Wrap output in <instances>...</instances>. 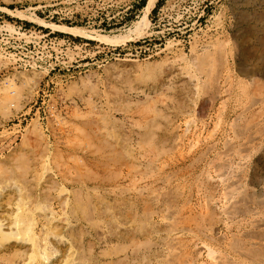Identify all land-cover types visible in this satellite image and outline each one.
Returning <instances> with one entry per match:
<instances>
[{
  "label": "rangeland",
  "instance_id": "374dc122",
  "mask_svg": "<svg viewBox=\"0 0 264 264\" xmlns=\"http://www.w3.org/2000/svg\"><path fill=\"white\" fill-rule=\"evenodd\" d=\"M146 1L147 0H145V3ZM139 3L140 0H0V89L2 90L5 85H8L7 80L12 79L15 83V87L18 90V95L21 94V97H19V101L17 102L19 110L16 109V113L14 110L15 108L11 107V112L7 116L5 115V117L2 118V112H0V169L5 167L9 162L12 163L20 154H29L27 149H22L19 146L21 143L20 141L23 139L22 137H24L27 131L31 130V128L33 129L35 127V135L37 134L39 136H42V138L45 140L43 141H47L48 143L47 150L45 151V163H38V165L36 166V170L38 173L37 176L38 180L41 182V186H39L38 191L36 190L32 192L34 196L31 195L32 197H30L33 203L29 204V210L32 211L34 217V233L39 239H42L43 237L46 238L45 243H47V248L45 250L46 259L37 260L34 264H72V262H74V264H99L100 261L103 262H100L101 264H136V262L138 261V264H141V257H143V259L145 258V260H142V264H148L146 263L147 260H149L150 264H166V262H169L168 264H178L179 262L180 264V261L177 262L176 260L178 258H174L177 263H175V260H173L172 257V260H169L170 256H172V250L173 252H175L174 255L176 256H180L179 253L183 252V255L181 254L182 260L185 261L186 257L187 260L185 262L187 264H264V109H262L264 108V94H260L262 95V98H260L259 94V97L257 98L255 97L256 95H252V98L249 97L251 96L250 93H257L254 90L251 91L253 87L249 84L248 80L245 77H243L242 79V77L238 73V70H245L248 68H256L259 71H264V0H156L155 6L145 19L144 31L138 33L135 32V35L134 32V34L132 33V29H134L135 22L140 19L143 10L142 7L139 12L136 11V6ZM15 11L22 12L24 16L16 15ZM38 18L43 20L46 24L65 25L68 27L83 29L86 32L87 36H72L66 33L53 31L50 28H46L34 22V20ZM98 36H107L111 38L118 36L119 39L103 41L99 40ZM221 43L223 44V47L221 48L222 51L224 49L223 55L218 46V44L220 45ZM217 50H219V52H217ZM204 61L207 64L203 63ZM220 61L222 66L219 65ZM201 63L202 66L198 65ZM204 64H206V66ZM197 65L199 66V69L197 68ZM210 65L214 67H211L213 70H210ZM200 69H202L204 72ZM213 72L217 73L214 75ZM24 73L27 74L25 75L27 77H33L34 73L40 74L39 79L37 80V88L35 87L33 95H31V97H28V95H26L28 94V88L26 86H23V82L19 78V75H24ZM172 73L175 74V76L172 75ZM206 73L207 75H205ZM209 73H211L212 76ZM187 76H194L195 78H190H193L195 83L193 81L190 85V78H188ZM213 76H216L214 77V80L216 79L215 81L213 80ZM256 77L260 79V81H264V76ZM211 81L213 84L211 83ZM181 82L183 84H181ZM206 82H208L207 85L209 86H206L208 87L206 88L208 89L207 91L204 86L206 85ZM193 86L197 87L196 90L194 89L196 93H194V90L192 89ZM239 86L244 91L239 90L241 89L239 88ZM1 90L0 101L4 96V92ZM209 90L211 91V93ZM245 91L248 92L246 93ZM180 93H182L183 95H181ZM189 93L191 94V96ZM202 95L206 99L203 98ZM208 96L210 98H208ZM190 98H192V100ZM192 101L194 104L192 103ZM199 101H202L203 103H200ZM209 101L212 102L210 103ZM247 101H249V103ZM246 103L247 105H245ZM179 105L180 107L182 105V107L180 108ZM183 106H185L186 109ZM189 106L192 108H188ZM3 107L4 105L0 106V111L3 109ZM242 107L245 111H242ZM153 109L156 112L153 111ZM255 111H259V114ZM260 113H263L262 116ZM252 116L254 119L256 117L258 118L254 121ZM94 120H97L101 124L97 123V121ZM152 120L154 122H152ZM249 121L253 123L251 124ZM85 122H95V124L100 127L101 125L102 127L106 126V128L104 129L107 132L114 131L113 135L115 137L113 138L118 141V144L120 142L119 150H116V153L120 154H118V158L116 157L117 154L112 153L113 151L109 150L112 154L109 153L108 149L106 148L107 146L104 148V151L102 153L101 149L103 148V144L98 143V145H96L97 141H94V139L91 140L92 143L90 142V145L92 148L94 147V145L98 146L93 148L94 150L98 148L97 150H95L96 155H94L93 153L94 150L90 149L91 147L89 144V147H87V149L89 148V150H87L88 152H71L73 150L72 148L68 147L67 149V145L70 146L67 140L73 141V135H71L70 132L75 130V127L83 128L81 125L85 124ZM150 123L154 124L155 127L151 125L152 129L150 130L152 131L154 128V132L152 131L148 135V132L150 131L148 129ZM145 125L146 129L143 127ZM239 128L242 129L241 132H239ZM172 129L174 130V132ZM236 129L238 130V135L240 136L237 135L238 132ZM260 130L263 132V135ZM157 131H159V133H157ZM168 131L174 134L171 135V133H169V136H167L166 133H168ZM233 131L236 132V134L234 133L235 135L233 134ZM177 132L178 135H176ZM73 133L74 132H72V134ZM246 133H249V135L251 136L247 135ZM254 133L257 137L253 136ZM258 135H260L262 138ZM233 136H235V138ZM70 137H72V139ZM148 137L149 139H147ZM174 137L178 138L176 139ZM74 138H77V136H74ZM80 138L81 137H79L78 140ZM156 138L157 141L155 140ZM180 138H182V141ZM227 138L230 140H228ZM244 138L246 139L244 140ZM163 139L166 141H164ZM179 139L181 141L180 143ZM241 139L243 141H241ZM253 139L254 141H252ZM154 140L155 142H153ZM234 140L236 143H234ZM162 142H165V144ZM225 143H227L226 146ZM240 143L243 144L241 145ZM248 143L255 146H251V148ZM259 143H261V146L259 145ZM121 144H125L123 146L124 148L121 147ZM155 144L158 147H155ZM160 144L161 146H159ZM164 145L167 147H164ZM191 145L193 147L189 148V146ZM174 146H176L177 149H174ZM240 146L241 150L239 151ZM243 146L245 148H243ZM99 147L102 148L100 149ZM125 147L127 148V150ZM154 147L157 148L158 151V157L156 156L157 158H155L154 156L157 155V151H155L156 149ZM160 147H163V149L160 150ZM231 148H234V152L231 150ZM223 149L229 152L224 151ZM236 150H238L239 153ZM252 150L254 153L252 152ZM130 152L132 153V155H129ZM155 152L156 154H153ZM219 152L222 153V155ZM230 152L233 154H231ZM72 153L74 155V158L78 156L76 158L78 159V164L82 162L80 163V165H84L83 168L81 167L82 165L79 166L80 168L74 165L71 159V157L73 156L68 155ZM101 153L104 155H102ZM105 153L107 154V156ZM245 153H248L247 156L245 155ZM126 154L127 156H129L127 157ZM217 154H220V156H218ZM224 154L227 155H225L224 157ZM180 155H182L183 157ZM199 155L201 156L199 157ZM130 156L133 157L134 160L132 158L130 159ZM226 156H228V158ZM80 157L88 158H83V160H85L84 162L82 158L80 159ZM154 158L155 160H157L154 161ZM232 158L234 159L233 162L231 161ZM185 159L186 161H184ZM211 159L213 161H211ZM126 160H128V162H126ZM214 160H216V162ZM109 161L112 163V165H114L113 163H116V166H112ZM122 161H124L123 164H121ZM223 161L225 164H223ZM107 162L108 166H106ZM152 162L154 163V165ZM103 163H105V165ZM126 164L129 166V168V164H131L134 170L135 168H137V170L139 171H137L134 175L133 173L136 170H132L131 167L130 169L128 168L130 170L129 172H134H131L132 174L127 172L128 170H126L127 168H125L127 166ZM147 164L151 168L148 167ZM226 164L227 166H230L227 167ZM103 165L105 167H103ZM163 166L164 168L162 169ZM85 167L88 170H86L87 173L89 172L92 174V172H94L95 174H97L99 172L97 176L99 175V177L102 179H98L96 175V177L92 178V176H94V173L92 175L89 174L90 177L87 174L88 178L85 177ZM147 167L148 169H150L147 170ZM218 167H220V169ZM224 167L225 171L222 170V168ZM70 168L74 170H71ZM97 168L99 171H97ZM187 168L191 169L189 170ZM227 168L229 169V171ZM89 169L92 170V172H90ZM158 169H160V171H158ZM78 171H81L80 173L82 175L78 173ZM226 171L229 172L230 175ZM47 172H50L52 176L54 175V182H45L44 177L45 175H47ZM100 172H102V174ZM104 172H106V174H104ZM151 172L153 173L155 178L153 177ZM138 173H142V175H139ZM235 173L237 176H235ZM83 174L85 176H83ZM149 174L151 175V177ZM172 174H174V176ZM75 175L82 178H77ZM220 175L223 177H221ZM224 175L227 178H224ZM243 175L247 178L245 179ZM157 176L159 177L157 178ZM40 177L42 180L40 179ZM83 177L87 179H84ZM109 177L111 179L110 183H105L106 179ZM114 177H118V180H115L116 178ZM169 177L171 179H168ZM242 177H244V179H242L241 181L240 179ZM122 178H124V180H122ZM134 178L136 179L133 180ZM79 179H83L82 181H84L85 183L83 182L82 184V181H79ZM113 179L115 182L113 181ZM138 179L142 181L140 182V180L138 181ZM166 179L169 180L167 182L169 186L166 183ZM218 179H220L221 182H219ZM107 180L109 181V179ZM136 181L138 184L136 183ZM235 181H238V185L240 184L239 186L241 189H239V187H237L238 189L235 188ZM239 181L242 183H240ZM78 182H80V184ZM250 182L253 183L251 184ZM42 183L45 185H43ZM182 183L185 184L183 185ZM86 184L88 186H86ZM92 184H94V187ZM139 184H141L142 186L146 184V186L144 185L146 188L144 186L142 187L141 185L139 186ZM52 185L54 186L52 187ZM83 185L85 186V189ZM97 185L99 186V188ZM110 185H112V187ZM131 185H133L134 187ZM251 185L254 186L251 187ZM138 186L140 187V189L138 188ZM147 186H149V188H152V190L156 189V191H154V193H150L149 190H152ZM156 186L160 187L157 189ZM205 186H207V191L205 189ZM213 186H217L218 188L216 187V189ZM173 187H177L178 190ZM211 187L216 190L211 189ZM221 187L225 190L223 191ZM59 188L65 189V191H69L71 193V195L69 196L70 200H72V192L76 191L82 199L81 201L84 205L83 208L87 206L85 209L86 212L84 213L83 217L86 218V216L90 212H92V214L88 215V218L84 220L83 217H80L83 215H81L80 212L74 213L77 218L72 213L74 211L68 209L64 212L60 207L59 201L56 199V192ZM111 188L116 189L112 190ZM126 188H128V192L123 191L126 190ZM137 188L140 191H138ZM141 188L142 190H144L145 188L146 191H141ZM226 188H230V195L228 194L229 192L226 193V191H228L226 190ZM253 188L256 192H254V194L252 195V191H254ZM47 189H50V191L48 190L45 193V190ZM96 189H99V195H96L98 197L95 196V194L97 193ZM118 189H121L122 191H118ZM163 189L165 190L163 191ZM174 189L176 192L174 191ZM209 189L211 190L209 191ZM232 189H236L235 191L233 190L234 193L231 192ZM79 190L81 191L79 192ZM179 190L181 194L177 193ZM245 190L247 191V193ZM110 191L113 192L111 193ZM165 191H168L170 194L167 193L166 195ZM209 192L210 195L208 196ZM222 192L228 195V197H226L227 195L225 194L226 200H224L225 198ZM119 193L121 194L119 195ZM174 193H176V195L178 194V196L175 195L177 199L174 197ZM140 194L142 195V197H140ZM150 194L152 196H154L155 194H161L160 196L163 197L164 195L165 198L163 197L159 201H154L150 198ZM179 194L181 195V197ZM242 194L244 196H242ZM86 195H88V197ZM145 195L149 197H146ZM170 195L174 197L171 201H169L170 199H172ZM48 196H50L51 200L48 199ZM99 196L101 198L103 197L104 199H101ZM121 196L123 198L125 196V198L123 199ZM143 196H145L146 198ZM169 196L171 198H169ZM207 196L210 198V200H208L209 198L206 199ZM231 196L234 197L232 198ZM254 196L257 198H255ZM111 197L118 202L114 201V199H112ZM138 197H140V199ZM9 198H11V200L13 199V196L9 193V191L2 190V192H0V222H6L9 218V216H6H11V214H13L11 212L16 207V202L14 201L11 205H7L6 202L10 200ZM44 198L45 200H43ZM84 198L87 201H85ZM99 198L102 201L100 202L101 204L97 203L100 200ZM243 198H246V201L242 200ZM34 199L35 201H33ZM96 199L98 200L97 202ZM178 199H181L180 202ZM205 199L208 201V206ZM247 199L252 202H248ZM88 200L90 201V205L92 204L90 206L92 208L87 205V203L89 202ZM107 200L109 204H106ZM112 200L113 202H111ZM143 200L144 204L142 202ZM164 200H168L169 203ZM260 200H262L261 203ZM119 201L122 202L124 206ZM128 201L129 203H126ZM187 201L189 203H187ZM204 201H206V206H204ZM229 201H231L232 203H229ZM170 202L175 204H171ZM210 202L211 204H209ZM220 202H222L223 204ZM124 203L127 204V206ZM234 203L235 205H233V208H231L230 205ZM37 204L40 206H37ZM96 204H98V206ZM167 204L169 205L168 207ZM188 204H190V206ZM239 204H242V206H240ZM252 204L254 205L253 207ZM256 204H258V207L256 206ZM108 205L110 206L109 208ZM128 205L131 210H129ZM113 206L116 207L117 210L119 209L118 211L115 209L116 214H118L119 211H121V214H118L116 216V214L112 211L114 209ZM144 206H147L148 210L154 209V211H148ZM175 206L176 209L174 210L173 208H175ZM106 207L110 210H108ZM143 207L145 211L144 209H142ZM165 207L167 209H170L172 207L171 209H173V211L171 209L167 210ZM178 207H180V211ZM97 208H100V212H103L100 213ZM183 208L185 213L182 210ZM222 208H224L225 211L224 217V211L222 212V210H220ZM159 209L161 210V212L159 211ZM164 209H166L167 211ZM185 209L190 210L186 211ZM257 209L260 211V213L259 211L257 213ZM47 210L51 212L52 218L54 217V220L64 217L68 222L67 227H59L60 229L57 227L58 230L55 229V231L52 230V232L46 229L48 228V225L46 223V220H44V215H47ZM142 210L144 212L143 214ZM205 210L207 213L204 212ZM210 210L212 211L210 212ZM106 211L108 213H112L118 219L120 218L118 221L120 222L121 220L120 223H126V220L129 221L130 218L133 220V217L135 216L134 213H136V217L134 218V225L138 222L139 219L141 224H139L138 222L134 227L136 228L137 232L139 231L140 233L135 232L134 234L129 233L130 235H128V232H126V230L114 231L110 227V224H108V221L105 220V218L102 217L107 222L109 227L103 222L104 220L101 219V215ZM146 211H148V213ZM164 211L167 212V215ZM152 212H156V214H152ZM188 212L190 217L187 215ZM213 212H219L218 214L216 213L220 220L218 221L219 223L216 222L218 218L214 219L217 216L215 213L214 215H212L213 217L211 216ZM97 214L99 215L97 216ZM139 214L143 215L144 218L146 217L145 221L148 220L147 223H144L145 221L142 219L143 216L141 217V215ZM148 214H150V216ZM184 214H186L185 217ZM162 215H164V217H167L163 218ZM90 216L93 217L90 218ZM205 216H208L207 218H210V220L213 219L211 221H209L208 219L211 224L207 221V218ZM124 217L129 218L125 219ZM138 217L140 218L138 219ZM228 217L230 219H228ZM175 218L176 220H174ZM182 219H187L189 221H181ZM192 219H194L195 221L193 220L192 222ZM199 219L202 222L199 221ZM238 219L240 224L238 222ZM87 221L90 222L88 223ZM212 221H214L213 223L215 224H213ZM91 222H93L92 225L94 224L93 227H89L91 225ZM97 222L99 225L97 224ZM177 223L182 227L180 228V225L178 226ZM194 223L195 225H193ZM88 224L90 225L88 226ZM95 224L98 225V227L101 226L102 228H104V231L108 230V232H110H104L105 236H103V234L99 237V235H97L98 233L95 235L94 233L97 232L95 229ZM138 224L140 226H138ZM170 224L174 225L175 227H169ZM209 224L211 225L209 226L210 228L208 227ZM145 225L147 226V228L149 227L148 230L150 232L146 230L147 228L144 227ZM198 225H200V231L197 229ZM203 225L206 228H202L204 227ZM212 225L214 229L212 228ZM142 226L145 228V230L142 229ZM106 227L110 229H107ZM185 227L189 228L190 230ZM91 228H93V231L91 230ZM156 228H158L159 230ZM169 228H171V230ZM153 229L156 232H154ZM172 229H174L175 231L173 230V232L169 233L163 232L164 230L172 231ZM39 231H41V233ZM142 232H144V235H142ZM160 232L162 234H160ZM112 233H114L115 235L113 236ZM70 234H72V236L74 234V236L71 238ZM76 235H79L80 238ZM165 235L166 237H164ZM1 236L2 235L0 234V264H24L25 259L28 255V251L25 249V244L22 245L23 243L19 240V243L17 244L16 239L12 238L6 240L3 236ZM178 236L179 239L182 238L181 241L177 239ZM216 236H218V239L216 238ZM101 237H104L103 240ZM145 237H147V239ZM172 237L173 239H171ZM130 238L132 239V243L134 244L130 243L131 240H128ZM136 238L139 239V241L136 240ZM150 238L156 240H151ZM166 238L168 241L166 240ZM170 239L172 241H169ZM184 239H187L189 242L185 241ZM75 240L79 242L78 245L77 241L75 242ZM124 242L127 247L125 245H122L124 244ZM135 242H137V244L141 243L142 245H137ZM145 242L148 243V246L147 244H145ZM168 243L170 245H168ZM182 243L183 245H181ZM130 244H132V246L136 245V248H132ZM150 244H154L155 248L154 246H149ZM128 245L130 246L128 247ZM180 245L181 248L179 247ZM76 246H79V249L76 248ZM80 247L83 249V252L81 251ZM146 248H149V251ZM167 248H169L170 250ZM132 249L136 251V254H134V250V253H131ZM161 249L163 251L164 249H167L171 254H168L167 250L163 252ZM175 249L177 250V252ZM15 250H19L21 253L19 251V253H16L17 251ZM68 250H70V252ZM155 252L157 253L155 254ZM198 252H201V254H199ZM158 253H161V255ZM78 254L80 255L78 256ZM195 254H197V256ZM125 255H127V257L122 260ZM145 255L147 256L145 257ZM150 255H152L153 258L150 257ZM198 255L200 256V258ZM212 255L213 257H211ZM165 256L167 257L165 258ZM188 256H190V260L188 259ZM193 256L196 257V259ZM162 257H164L165 262L163 259H161ZM130 258L131 260L133 259V263H130ZM180 258L181 256L179 257V259ZM211 258L217 261H213ZM117 259L120 260L117 261ZM185 262L184 264H186Z\"/></svg>",
  "mask_w": 264,
  "mask_h": 264
},
{
  "label": "bare ground",
  "instance_id": "6f19581e",
  "mask_svg": "<svg viewBox=\"0 0 264 264\" xmlns=\"http://www.w3.org/2000/svg\"><path fill=\"white\" fill-rule=\"evenodd\" d=\"M155 4H156V0H147L146 1V3H145V5H144V7H143V10H142V15H141V17H140V19L137 21V22H135V24H134V29H132L131 31H132V33L134 32H136V33H138V32H141V31H144V22H145V19H146V17H147V15L151 12V10L153 9V7L155 6ZM24 13H25V11H24ZM15 14L16 15H18V16H22L23 14H22V12H19V11H15ZM24 16V15H23ZM34 22H36V23H38V24H40V25H42V26H44V27H46V28H50V29H52L53 31H56V32H61V33H66V34H69V35H72V36H87V34H86V32L83 30V29H80V28H75V27H68V26H65V25H56V24H46L43 20H41V19H35L34 20ZM12 28V27H11ZM12 30V29H11ZM130 31V32H131ZM130 32H129V34H130ZM88 33V32H87ZM133 33V34H134ZM136 33H135V35H136ZM88 37H90V36H88ZM118 37V36H117ZM117 37H107V36H98V39L99 40H103V41H110V40H116V39H119V37L117 38ZM218 46H219V49H220V51L222 52V55H223V51H224V49H223V51H222V47H223V44L221 43L220 45L218 44ZM217 52H219V50H217ZM220 52V53H221ZM221 55V54H220ZM219 55V56H220ZM221 57V56H220ZM202 59V58H201ZM200 59V60H201ZM199 60V59H198ZM205 60V59H204ZM211 60V59H210ZM213 61V60H212ZM198 62H201V61H198ZM216 62V61H215ZM225 62V61H224ZM203 63H206L205 61L203 62ZM214 63V62H213ZM212 63V64H213ZM219 63V62H218ZM207 64V63H206ZM206 64H204L205 66H206ZM198 65H201L202 66V63L201 64H198ZM197 65V66H198ZM218 65V64H217ZM219 65H221V61H220V64ZM225 65V64H224ZM155 66V65H154ZM216 66V65H215ZM222 66V65H221ZM150 67V66H149ZM204 67V66H203ZM203 67H202V69H203ZM212 66L210 65V70H213L212 68H214V67H212ZM152 68V67H151ZM198 69H199V66L197 67ZM202 69H200V70H202ZM209 69V68H208ZM167 70V69H166ZM172 70V69H171ZM175 70V69H174ZM221 70V69H220ZM150 71V70H149ZM203 71V70H202ZM208 71V70H207ZM216 71V70H215ZM155 72V71H154ZM172 72V71H171ZM204 72V71H203ZM200 73V72H199ZM217 73V72H216ZM216 73H214L213 72V74L215 75ZM238 73H239V75L242 77V79H243V77H245L247 80H248V82H249V84L253 87V89L251 90V91H255L257 94H254V92L251 94L250 93V95L251 96H249V97H251L252 98V95H256L255 97L257 98V97H259L260 96V98H262L261 96L262 95H260L261 93H263L264 94V81H260V79H258L256 76H264V71H259V70H257L256 68H248V69H245V70H238ZM179 74V73H178ZM181 74V73H180ZM202 74V73H201ZM210 75H211V73H209ZM25 75H27V74H25L24 73V75L23 74H21V75H19V78L21 79V81L23 82V86L25 87H27L28 88V94H26V95H28V97H31V95H33V91H34V89H35V87H36V85H37V80L39 79V76H40V74H38V73H34V75H33V77H27V76H25ZM172 75H174L175 76V74H173L172 73ZM171 75V76H172ZM200 75V74H199ZM205 75H207V73L205 74ZM219 75V74H218ZM150 76V75H149ZM152 76V75H151ZM182 76H183V74H182ZM198 76V75H197ZM197 76H196V78H197ZM209 76V75H208ZM212 76V75H211ZM228 76V75H227ZM188 77V76H187ZM187 77H185V78H187ZM190 77H193V78H195L194 76H189L188 78H190ZM214 77H216V76H213V80H214ZM14 78V77H13ZM41 78V77H40ZM193 78H190L189 79V83H190V85H191V83L194 81V79ZM207 79H209V78H207ZM200 80V79H199ZM216 80V79H215ZM214 80V81H215ZM8 81V82H7ZM6 82L8 83V85L6 86H4V88L1 90V91H3L4 92V96H3V98H2V100L0 101V106H3L4 105V107H3V109L0 111V112H2L1 113V115L3 116L2 118H4L5 117V115L7 116L11 111V107L12 108H15L14 110H15V113H16V109H18V101H19V97H21L20 95H18V90H17V88L15 87V83L13 82V80L12 79H10V80H7ZM181 81V80H180ZM187 81V80H186ZM217 81H218V79H217ZM204 82V81H203ZM231 82V81H230ZM240 82H243V81H240ZM245 82V81H244ZM194 83H195V81H194ZM207 83L208 82H206V85H204L205 86V89L206 88H208L209 86L207 85ZM211 83H212V81H211ZM74 84V83H73ZM181 84H183L182 82H181ZM199 84V83H198ZM201 84V83H200ZM213 84V83H212ZM215 84H217V83H215ZM186 85V84H185ZM203 85V84H202ZM244 85V84H243ZM248 85V84H247ZM73 86V85H72ZM187 86V85H186ZM196 86H198V85H196ZM192 87V89L194 90H196V88L197 87ZM201 86V85H200ZM203 86V87H204ZM206 86H208V87H206ZM218 86V85H217ZM211 87V86H210ZM212 87H213V85H212ZM37 88V87H36ZM182 88V87H181ZM239 88H241L240 86H239ZM248 88H249V86H248ZM247 88V89H248ZM183 89V88H182ZM187 89V88H186ZM189 89H190V87H189ZM200 89H202V88H200ZM204 89V88H203ZM204 89V90H205ZM213 89V88H212ZM214 89H216V88H214ZM218 89V88H217ZM228 89V88H227ZM231 89V88H230ZM246 89V88H245ZM22 90V89H21ZM20 90V91H21ZM181 90V89H180ZM194 90V93H196V91ZM208 89H206V91H207ZM239 90H241V91H244L242 88L241 89H239ZM249 90V89H248ZM19 91V92H20ZM201 91V90H200ZM206 91H204V92H206ZM210 91V90H209ZM218 91V90H217ZM36 92V91H35ZM188 92H189V90H188ZM203 92V93H204ZM246 93L248 92V91H245ZM24 93V92H23ZM185 93V92H184ZM191 93V92H190ZM189 93V94H190ZM194 93H192V94H194ZM203 93H201V94H203ZM210 93H211V91H210ZM238 93V92H237ZM244 93V92H243ZM181 95H183L182 93H180ZM241 94V93H240ZM258 94H259V96H258ZM180 95V96H181ZM204 95V94H203ZM203 95H202V97H203ZM239 95V94H238ZM243 95V94H242ZM186 96V95H185ZM190 96H191V94H190ZM195 96V95H194ZM204 96H206V95H204ZM211 96V95H210ZM217 96V95H216ZM182 97V96H181ZM189 97V96H188ZM196 97H197V95H196ZM214 97V96H213ZM183 98H185V97H183ZM195 98V97H194ZM203 98H205V97H203ZM208 98H210L209 96H208ZM21 99V98H20ZM187 99V98H186ZM191 100H192V98H190ZM206 99V98H205ZM237 99V98H236ZM247 99V98H246ZM250 99V98H249ZM255 99V98H254ZM259 99V98H258ZM181 100V99H180ZM184 100V99H183ZM182 100V101H183ZM209 100V99H208ZM210 100H213V99H210ZM248 100V99H247ZM256 100V99H255ZM181 101V102H182ZM189 101V100H188ZM195 101V100H194ZM197 101H198V99H197ZM203 101V100H202ZM202 101H199L200 103L202 102ZM208 102V101H207ZM206 102V103H207ZM210 102V101H209ZM212 102V101H211ZM210 102V103H211ZM246 102V101H245ZM248 103H249V101H247ZM183 103V102H182ZM192 103H193V101H192ZM203 103V102H202ZM250 103H251V101H250ZM253 103V102H252ZM188 104V103H187ZM189 104H190V102H189ZM194 104V103H193ZM198 104V103H197ZM192 105V104H191ZM205 105V104H204ZM245 105H247V103L245 104ZM264 105V104H263ZM21 106V105H20ZM194 106V105H193ZM179 107H180V105H179ZM181 107H182V105H181ZM180 107V108H181ZM185 109H186V107L185 106H183ZM249 107V106H248ZM263 107V106H262ZM21 108V107H20ZM188 108H192V107H188ZM22 109V108H21ZM183 109V108H182ZM262 109H264V108H262ZM19 110V109H18ZM205 110V109H204ZM244 110V108L242 107V111ZM153 111H155L154 109H153ZM245 111V110H244ZM156 112V111H155ZM254 112V111H253ZM255 112H257V111H255ZM259 112V111H258ZM257 112V113H258ZM263 112V111H262ZM240 113V112H239ZM238 113V114H239ZM251 113V112H250ZM264 113V112H263ZM262 113V114H263ZM182 114V113H181ZM253 114H255V113H253ZM259 114V113H258ZM261 114V113H260ZM262 114H261V116H262ZM235 115V114H234ZM241 116V115H240ZM240 116H239V118H240ZM248 116V115H247ZM247 116H245V117H247ZM243 118V117H242ZM252 118H253V116H252ZM258 117H256L255 119L253 118V120L255 121L256 119H257ZM237 119V118H236ZM249 120H252V119H249ZM259 120V119H258ZM94 121H97V120H94ZM232 121V120H231ZM236 121V120H235ZM92 122H93V120H92ZM92 122H85V124H83V125H81L83 128H80V127H75V130H73V131H69L70 132V134L71 135H73V139H72V137H70L73 141H69V140H67V139H65V140H67L68 141V143L70 144V146H68L67 145V149H68V147H70V148H72L73 150L71 151V152H86L87 150H89V148L87 149V147H89V145H90V142H91V140H93L94 139V141H97V144L96 145H98V143H102L103 144V148L102 147H99L100 149H101V152L103 153V151H104V148L106 147L107 149H108V151L110 150V151H113L112 153H114V154H117L116 155V157L118 156V154L119 153H116L118 150H119V144H120V142H119V144H118V141L115 139V138H113V137H115L114 135H113V133H114V131L113 132H107L104 128H106V126L105 127H102V125H101V127L100 126H98L97 124H95V122L94 123H92ZM152 122H154L153 120H152ZM250 122V121H249ZM259 122V121H258ZM261 122V121H260ZM87 123V124H86ZM97 123H100V122H98L97 121ZM147 123H149V122H147ZM172 123V122H171ZM233 123V122H232ZM246 123H248V122H246ZM251 123V122H250ZM249 123V124H250ZM253 123V122H252ZM251 123V124H252ZM255 123V122H254ZM101 124V123H100ZM258 124V123H257ZM85 125V126H84ZM147 125H149V124H147ZM151 125H153V127H155V125L154 124H151L150 123V126L148 127V129L150 130V129H152V126ZM160 125V124H159ZM33 126V125H32ZM168 126V125H167ZM175 126V125H174ZM174 126H173V128H174ZM239 126V125H238ZM250 126V125H249ZM248 126V127H249ZM107 127H109V126H107ZM145 129H146V125L145 126H143ZM151 127V128H150ZM156 127H157V125H156ZM234 127H235V125H234ZM234 127H233V129H234ZM253 127V126H252ZM143 128V129H144ZM189 128V127H188ZM241 128V127H240ZM239 128V129H240ZM258 128H259V126H258ZM34 129H35V127L32 129L31 128V130H28L27 131V133L25 134V136L24 137H22L23 139L20 141L21 143H20V148H22V149H27L28 150V152H29V154H20L14 161L13 160H11V161H13L12 163L11 162H9L5 167H3L2 169H0V192H2V190L4 191V190H7V191H9V193L13 196V199L11 200V198H9L8 200V202H6L7 203V205H11L12 203H13V201L14 202H16V207L14 208V210L11 212V213H13V214H11V216L10 215H7L6 217H8L9 216V218L7 219V221L6 222H0V234L4 237V239H12V238H14V239H16L17 241V244L19 243V241L20 242H22L23 244L22 245H24L25 244V249L28 251V255H27V257H26V259H25V263L24 264H34L37 260H44V259H46L45 258V250H46V248H47V243H45V239L46 238H42V239H39V238H37V236L35 235V233H34V226H35V223H34V217H33V213H32V211H30L29 210V204H32L33 202H32V200H31V195H33V191H38V188H39V186H41V182L38 180V176H37V170H36V166L38 165V163H45V161H46V154H45V151L47 150V145H48V143H47V141L46 142H44L45 140L42 138V136H39V135H35V131H34ZM142 129V130H143ZM144 129V130H145ZM147 129V130H148ZM166 129V128H165ZM186 129V128H185ZM185 129H184V131H185ZM246 129V128H245ZM245 129H244V132H245ZM252 129H254V128H252ZM264 129V128H263ZM109 130V129H108ZM173 130V129H172ZM174 130H175V128H174ZM174 130H173V132H174ZM237 130V129H236ZM241 130L242 129H240V131L239 132H241ZM141 131V130H140ZM153 132H154V128H153V130H152ZM151 130L148 132V135H149V133L150 132H152ZM253 131V130H252ZM259 131V130H258ZM264 131V130H263ZM72 132H74L73 134H72ZM237 132H238V130H237ZM239 132L237 133V135L239 134ZM248 132V131H247ZM250 132V131H249ZM257 132V131H256ZM255 132V133H256ZM260 132H262L261 130H260ZM259 132V133H260ZM62 133H64V132H62ZM68 133V132H67ZM111 133V134H110ZM142 133V132H141ZM145 133H147V132H145ZM145 133H144V135H145ZM156 133V132H155ZM154 133V134H155ZM157 133H159V131H157ZM169 133H171V132H169L168 131V133H166L167 134V136H169ZM176 133V132H175ZM236 134V132H234L233 131V134ZM254 133V137L256 136V134ZM258 133V132H257ZM69 134V133H68ZM172 134H174V133H171V135ZM234 134V135H235ZM243 134V133H242ZM241 134V135H242ZM247 134V133H246ZM142 135V134H141ZM156 135V134H155ZM159 135V134H158ZM157 135V136H158ZM176 135H178V132H177V134ZM247 135H249V133L247 134ZM262 135H263V132H262ZM74 136H77V138H74ZM173 136H175V135H173ZM180 136V135H179ZM226 136V135H225ZM238 136H240V135H238ZM243 136V135H242ZM249 136H251V135H249ZM252 136V137H253ZM258 136H260V135H258ZM79 137H81L79 140H78V138ZM153 137V136H152ZM161 137V136H160ZM166 137V136H165ZM165 137H164V139H165ZM171 137V136H170ZM169 137V138H170ZM230 137V136H229ZM234 138H235V136H233ZM252 137H251V139H252ZM257 137V136H256ZM261 137V136H260ZM264 137V136H263ZM145 138V137H144ZM162 138H163V135H162ZM161 138V139H162ZM174 138H178V137H174ZM240 138V137H239ZM262 138V137H261ZM64 139V138H63ZM69 139V138H68ZM147 139H149V137L147 138ZM153 139V138H152ZM163 139V140H164ZM167 139V138H166ZM173 139V138H172ZM181 139V141H182V138H180ZM180 139H179V143L181 142L180 141ZM228 139V138H227ZM236 139H237V137H236ZM246 138H244V140H245ZM44 140V141H43ZM156 141H157V138L155 139ZM155 140L153 141V142H155ZM228 140H230V139H228ZM256 140V139H255ZM100 141V142H99ZM162 141V140H161ZM164 141H166V140H164ZM175 141V140H174ZM174 141H171V142H174ZM196 141H198V140H196ZM206 141V140H205ZM208 141V140H207ZM237 141V140H236ZM241 141H243L242 139H241ZM252 141H254V139L252 140ZM252 141H251V143H252ZM108 142V143H107ZM169 142V141H168ZM221 142V141H220ZM225 142V141H224ZM233 142V141H232ZM231 142V143H232ZM245 142V141H244ZM264 142V141H263ZM92 143V142H91ZM123 143V142H122ZM162 143H164L165 144V142H162ZM199 143V142H198ZM215 143V142H214ZM218 143V142H217ZM223 143V142H222ZM234 143H236L235 142V140H234ZM238 143V142H237ZM250 143V142H249ZM248 143V144H249ZM257 143V142H256ZM66 144H67V142H66ZM89 144V145H88ZM95 144V143H94ZM171 144V143H170ZM173 144V143H172ZM175 144V143H174ZM178 144V143H177ZM197 144V143H196ZM241 144V143H240ZM243 144V143H242ZM241 144V145H242ZM247 144V145H248ZM254 144H255V142H254ZM101 145V144H100ZM99 145V146H100ZM125 145V144H124ZM123 144H121V147L122 148H124L123 146H124ZM212 145H214V144H212ZM219 145V144H218ZM227 145V143H225V146ZM233 145V144H232ZM250 145V144H249ZM259 145L261 146V143H259ZM118 146V147H117ZM127 146V145H126ZM154 146V145H153ZM159 146H161V144L159 145ZM171 146V145H170ZM173 146V145H172ZM177 146V145H176ZM176 146H174L175 148L174 149H177L176 148ZM220 146V145H219ZM238 146V145H237ZM245 146V145H244ZM243 146V148H245ZM251 146H255V145H250V147ZM257 146V145H256ZM90 147H91V145H90ZM94 147H98V146H95L94 145ZM93 147V148H94ZM155 147H158V146H156V144H155ZM154 147V148H155ZM164 147H167V146H165L164 145ZM168 147H169V145H168ZM190 147H193L192 145L191 146H189V148ZM195 147V146H194ZM209 147H211V146H209ZM213 147V146H212ZM19 148V149H20ZM92 147L90 148L91 150L93 149ZM126 148V147H125ZM173 148V147H172ZM216 148V147H215ZM223 148V147H222ZM228 148V147H227ZM243 148H242V150H243ZM247 148H248V146H247ZM252 148V147H251ZM98 149V148H97ZM97 149H95V150H97ZM156 149V150H155ZM154 150L155 151H157V148H155ZM163 149V147L161 148L160 147V150H162ZM165 149V148H164ZM191 149H193V148H191ZM197 149H198V147H197ZM196 149V150H197ZM226 149V148H225ZM229 149H230V147H229ZM228 149V150H229ZM237 149V148H236ZM255 149H256V147H255ZM90 150V151H91ZM94 150V149H93ZM95 150H94V155H96V152H95ZM106 150V149H105ZM117 150V151H116ZM123 150V149H122ZM125 150V149H124ZM126 150H127V148H126ZM190 150V149H189ZM208 150V149H207ZM213 150H214V148H213ZM219 150V149H218ZM224 150V149H223ZM231 150L233 151L234 150V148L232 149L231 148ZM230 150V151H231ZM241 150V146H240V149H239V151ZM258 150V149H257ZM110 151H109V153H110ZM129 151V150H128ZM167 151H168V149H167ZM199 151V150H198ZM224 151H227V150H224ZM231 151V152H232ZM237 152H238V150H236ZM88 152V151H87ZM92 152V151H91ZM120 152H122V151H120ZM161 152V151H160ZM217 152V151H216ZM227 152H229V151H227ZM230 152V153H231ZM234 152V151H233ZM250 152H251V150H250ZM252 152H253V150H252ZM98 153H100V152H98ZM101 153V154H102ZM106 153H107V151H106ZM105 153V154H106ZM108 153V154H109ZM112 153H110V154H112ZM220 153V152H219ZM239 153V152H238ZM237 153V154H238ZM254 153V152H253ZM80 154H83V153H80ZM88 154H92V153H88ZM88 154H86V155H88ZM153 154H156V152L155 153H153ZM195 154V153H194ZM207 154V153H206ZM221 155H222V153H220ZM220 154H217L218 156H220ZM231 154H233V153H231ZM230 154V155H231ZM236 154V153H235ZM248 154V153H247ZM247 154L245 153V155L247 156ZM68 155H72L73 157H71V159H72V161H73V163H74V165L75 166H77L78 168H80L79 166H81L80 165V163H82V162H80L79 164H78V159H76L77 157H75L74 158V155H73V153L72 154H68ZM102 155H104V154H102ZM101 155V156H102ZM120 155V154H119ZM129 155H132V153L130 152V154ZM128 155V156H129ZM203 155V154H202ZM225 155H227V154H224V157H225ZM241 155V154H240ZM244 155V156H245ZM99 156V155H98ZM106 156H107V154H106ZM126 156H127V154H126ZM127 156V157H128ZM155 156V158H157L158 157V151H157V155H154ZM157 156V157H156ZM172 156V155H171ZM180 156H182V155H180ZM186 156V155H185ZM188 156V155H187ZM196 156V155H195ZM201 155H199V157H200ZM210 156V155H209ZM212 156H213V154H212ZM216 156V155H215ZM242 156V155H241ZM241 156H240V158H241ZM252 156V155H251ZM112 157H114V156H112ZM125 157V156H124ZM173 157V156H172ZM183 157V156H182ZM222 157V156H221ZM227 158H228V156H226ZM229 157H231V156H229ZM235 157H236V155H235ZM248 157H250V156H248ZM247 157V158H248ZM82 157H80V159H81ZM84 158V157H83ZM83 158H82V160H83ZM85 158H88V157H85ZM84 158V159H85ZM118 158V157H117ZM130 159L132 158L133 159V157H129ZM155 158H154V161H156L155 160ZM105 159V158H104ZM111 159V158H110ZM114 159V158H113ZM112 159V160H113ZM116 159V158H115ZM182 159V158H181ZM219 159H220V157H219ZM238 159V158H237ZM244 159V158H243ZM82 160H79V161H82ZM100 160V159H99ZM103 160V159H102ZM106 160V159H105ZM107 160H109V159H107ZM117 160V159H116ZM115 160V161H116ZM120 160V159H119ZM134 160V159H133ZM138 160V159H137ZM174 160H175V158H174ZM195 160V159H194ZM197 160V159H196ZM199 160V159H198ZM203 160V159H202ZM217 160V159H216ZM216 160H214L215 162H216ZM229 160V159H228ZM84 162H85V160H83ZM90 161V160H89ZM121 161V160H120ZM132 161V160H131ZM130 161V162H131ZM171 161V160H170ZM177 161V160H176ZM184 161H186V159L184 160ZM193 161V160H192ZM211 161H213L212 159H211ZM218 161V160H217ZM225 161V160H224ZM224 161H223V164H225L224 163ZM232 162L234 161V159L232 158V160H231ZM69 162H71V161H69ZM97 162H99V161H97ZM110 162V161H109ZM126 162H128V160H126ZM133 162H135V161H133ZM196 162V161H195ZM209 162V161H208ZM245 162V161H244ZM111 163V162H110ZM121 163V162H120ZM124 163V161H122V163L121 164H123ZM153 163V162H152ZM177 163V162H176ZM211 163V162H210ZM209 163V164H210ZM242 163V162H241ZM84 164V163H83ZM89 164V163H88ZM94 164V163H93ZM92 164V165H93ZM98 164V163H97ZM104 165H105V163H103ZM115 166H116V163H113ZM132 164H135V163H132ZM149 164V163H148ZM148 164H147V166H148ZM150 164H151V162H150ZM165 164V163H164ZM166 164H167V162H166ZM237 164V163H236ZM95 165V164H94ZM100 165V164H99ZM103 165V167H105ZM111 165H112V163H111ZM114 165H112V166H114ZM118 165H119V163H118ZM127 165V164H126ZM130 165V168L132 167V170H134V168H133V166H131V164H129ZM141 165V164H140ZM153 165H154V163H153ZM163 165V164H162ZM238 165V164H237ZM83 166L84 165H82L81 167L83 168ZM88 166V165H87ZM86 166V167H87ZM91 166V165H90ZM89 166V167H90ZM97 166V165H96ZM95 166V167H96ZM106 166H108V162H107V164H106ZM124 166V165H123ZM145 166V165H144ZM156 166V165H155ZM204 166V165H203ZM212 166H213V164H212ZM217 166V165H216ZM215 166V167H216ZM226 166H227V164H226ZM230 166V165H229ZM229 166H227V167H229ZM86 167H85V171L87 170L86 169ZM88 167V168H89ZM94 167V166H93ZM100 167V166H99ZM140 167V166H139ZM148 167H150V166H148ZM148 167H147V170H149L148 169ZM169 167V166H168ZM223 167V166H222ZM238 167V166H237ZM75 168V167H74ZM101 168V167H100ZM125 168H127L126 170H128L127 172H129L130 170V168H129V166L127 165ZM129 168V169H128ZM160 168H161V166H160ZM164 168V166L162 167V169ZM166 168V167H165ZM186 168V167H185ZM219 169H220V167H218ZM231 168V167H230ZM233 168H234V166H233ZM71 169V168H70ZM107 169H109V168H107ZM161 169V170H162ZM187 169H189V168H187ZM191 169V168H190ZM189 169V170H190ZM219 169H218V171H219ZM225 169V167L224 168H222V170H224ZM228 169V168H227ZM235 169H237V168H235ZM71 170H74V169H71ZM77 170V169H76ZM79 170V169H78ZM84 170V169H83ZM90 170V169H89ZM102 170V169H101ZM136 170V171H135ZM135 172L134 171H131V172H134L133 174L135 175L136 174V172L137 171H139V170H137V168H135ZM145 170H146V168H145ZM199 170V169H198ZM216 170H217V168H216ZM82 171V170H81ZM81 171H78V173H80ZM84 171V174L86 175H84L83 174V176H85V177H87L88 178V176H89V174L90 175H92L94 172H92V170H90V172H92V174L91 173H87V171L85 172ZM97 171H99L98 170V168H97ZM103 171V170H102ZM151 171V170H150ZM158 171H160V169H158ZM225 171V170H224ZM228 171H229V169H228ZM231 171V170H230ZM239 171H241V170H239ZM74 172V171H73ZM108 172V171H107ZM121 172V171H120ZM119 172V173H120ZM124 172V171H123ZM131 172H129V173H131ZM144 172V171H143ZM157 172V171H156ZM162 172V171H161ZM164 172V171H163ZM185 172V171H184ZM183 172V173H184ZM227 172V171H226ZM232 172V171H231ZM99 173V172H98ZM97 173V174H98ZM101 174H102V172H100ZM118 173V172H117ZM126 173V172H125ZM182 173V174H183ZM186 173V172H185ZM201 173H202V171H201ZM217 173V172H216ZM221 173V172H220ZM227 173H229V172H227ZM241 173V172H240ZM81 174V173H80ZM79 174V175H80ZM87 174H88V176H87ZM97 174H93L94 176H92V178L93 177H96L97 176ZM104 174H106V172H104ZM121 174V173H120ZM132 174V173H131ZM139 174V173H138ZM145 174H147V173H145ZM151 174L153 175V173L151 172ZM164 174V173H163ZM82 175V174H81ZM96 175V176H95ZM112 175V174H111ZM130 175V174H129ZM128 175V176H129ZM139 175H142V173L141 174H139ZM144 175V174H143ZM150 175V174H149ZM173 176H174V174H172ZM187 175V174H186ZM201 175V174H200ZM206 175V174H205ZM204 175V176H205ZM208 175V174H207ZM214 175H216V174H214ZM217 175H219V174H217ZM221 175H223V174H221ZM220 175V176H221ZM229 175H230V173H229ZM231 175H232V173H231ZM239 175V174H238ZM54 176V175H53ZM53 176H52V174L50 173V172H47V175H45V177H44V180H45V182H51V181H55L54 180V178H53ZM76 176V175H75ZM116 176V175H115ZM156 176V175H155ZM162 176V175H161ZM160 176V177H161ZM169 176H170V174H169ZM175 176H177V175H175ZM235 176H237L236 175V173H235ZM242 176V175H241ZM244 176V175H243ZM253 176V175H252ZM259 176V175H258ZM263 176V175H262ZM72 177H74V176H72ZM77 177V176H76ZM90 177V176H89ZM111 177V176H110ZM110 177L109 178H107V179H109V181L106 179V181H105V183L106 182H108V183H110ZM135 177V176H134ZM144 177V176H143ZM147 177V176H146ZM150 177H151V175H150ZM153 177H154V175H153ZM159 176H157V178H158ZM165 177V176H164ZM166 177H168V176H166ZM195 177V176H194ZM221 177H223V176H221ZM239 177V176H238ZM245 177V176H244ZM244 177H242L240 180L242 181V179H244ZM77 178H80V177H77ZM82 178V177H81ZM80 178V179H81ZM84 178V177H83ZM87 178H84V179H87ZM97 178L99 179L100 177H99V175L97 176ZM96 178V179H97ZM114 178H116L115 180H118L117 178L118 177H114ZM155 178V177H154ZM175 178V177H174ZM217 178V177H216ZM224 178H227V177H225V175H224ZM247 177H245V179H246ZM40 179H41V177H40ZM69 179H70V177H69ZM79 179V181H82V180H80ZM100 179H102V178H100ZM127 179V178H126ZM136 178H134L133 180H135ZM152 179V178H151ZM163 179H165V178H163ZM168 179H171L170 177L168 178ZM168 179H166L167 181H166V183L169 181ZM184 179V178H183ZM194 179V178H193ZM207 179V178H206ZM209 179V178H208ZM232 179H233V177H232ZM255 179V178H254ZM42 180V179H41ZM89 180V179H88ZM91 180V179H90ZM122 180H124V178H122ZM131 180V179H130ZM140 179H138V181H139ZM146 180V179H145ZM148 180V179H147ZM157 180V179H156ZM223 180V179H222ZM228 180V179H227ZM226 180V181H227ZM234 180H235V178H234ZM68 181H70V180H68ZM85 181H87V180H85ZM97 181V180H96ZM103 181V180H102ZM113 181H114V179H113ZM112 181V182H113ZM120 181V180H119ZM142 180H140V182H141ZM144 181V180H143ZM153 181V180H152ZM155 181V180H154ZM161 181V180H160ZM162 181H164V180H162ZM171 181V180H170ZM194 181V180H193ZM206 181H209V180H206ZM214 181H215V179H214ZM217 181V180H216ZM218 181L219 182H221L220 181V179H218ZM244 181V180H243ZM257 181V180H256ZM83 182L84 181H82L81 183L83 184ZM88 182H90V181H88ZM111 182V183H112ZM115 182V181H114ZM113 182V183H114ZM134 182V181H133ZM212 182H213V180H212ZM236 182V181H235ZM240 182V181H239ZM245 182V181H244ZM243 182V183H244ZM249 182V181H248ZM261 182V181H260ZM69 183V182H68ZM73 183H75V182H73ZM77 183V182H76ZM79 184H80V182H78ZM85 183V182H84ZM96 183V182H95ZM112 183V184H113ZM136 183H137V181H136ZM144 183V182H143ZM147 183V182H146ZM148 183H149V181H148ZM157 183H158V181H157ZM163 183V182H162ZM172 183V182H171ZM171 183H169V184H171ZM199 183V182H198ZM201 183V182H200ZM224 183V182H223ZM230 183H231V181H230ZM240 183H242V182H240ZM251 184L253 183V182H250ZM43 184V183H42ZM52 184V183H51ZM70 184V183H69ZM101 184V183H100ZM118 184V183H117ZM116 184V185H117ZM130 184V183H129ZM138 184V183H137ZM183 184V183H182ZM185 184V183H184ZM183 184V185H184ZM209 184V183H208ZM43 185H45V184H43ZM46 185H48V184H46ZM93 185V187H94V184H92ZM141 184H139V186H140ZM145 186H146V184H144ZM143 185V186H144ZM163 185H166V184H163ZM167 185H168V183H167ZM173 185V184H172ZM175 185V184H174ZM205 185H206V183H205ZM211 185V184H210ZM215 185H216V182H215ZM218 185V184H217ZM225 185V184H224ZM228 185V184H227ZM232 185V184H231ZM235 185V184H234ZM240 185V184H239ZM238 185V181L236 182V185H235V188H237V187H239V189H241L240 188V186ZM256 185V184H255ZM258 185V184H257ZM54 185H52V187H53ZM84 186V185H83ZM86 186H88L87 184H86ZM98 186V185H97ZM103 186V185H102ZM101 186V187H102ZM111 187H112V185H110ZM131 186H133V185H131ZM136 186V185H135ZM138 186V188L140 189V187ZM142 186V185H141ZM142 186V187H143ZM144 186V187H145ZM169 186V185H168ZM171 186V185H170ZM176 186V185H175ZM180 186V185H179ZM226 186V185H225ZM242 186V185H241ZM252 186H254V185H251V187ZM44 187H46V186H44ZM49 187V186H48ZM120 187H121V185H120ZM119 187V188H120ZM134 187V186H133ZM148 188H149V186H147ZM160 187V186H159ZM159 187H157L156 186V188L158 189ZM181 187V186H180ZM180 187H178V188H180ZM183 187V186H182ZM202 187H203V185H202ZM206 187L207 186H205V189H206ZM213 187H215V186H213ZM213 187H211V189H214ZM217 187V186H216ZM215 187V188H216ZM245 187V186H244ZM243 187V188H244ZM70 188V187H69ZM73 188V187H72ZM80 188V187H79ZM88 188V187H87ZM98 188H99V186H98ZM104 188V187H103ZM137 188V189H138ZM146 188V187H145ZM145 188H144V190H145ZM162 188H164V187H162ZM167 188V187H166ZM170 188V187H169ZM173 188H175V187H173ZM208 188H209V186H208ZM218 188V187H217ZM216 188V189H217ZM222 188V187H221ZM231 188V187H230ZM230 188L229 189H227L226 188V190H228V191H226V193H228L229 191H230ZM233 188V187H232ZM246 188V187H245ZM44 189H46V188H44ZM56 189V188H55ZM84 189H85V186H84ZM91 189H93V188H91ZM102 189V188H101ZM107 189V188H106ZM109 189V188H108ZM112 189V188H111ZM116 189V188H115ZM114 188L112 189V190H115ZM121 189H122V187H121ZM121 189H118V191L119 190H121ZM123 189H125V188H123ZM128 188H126V190H123L124 192L125 191H127L128 192V190H127ZM138 189V191H140ZM149 189H151L152 190V188H149ZM175 189H177V187L175 188ZM175 189H174V191H175ZM187 189V188H186ZM199 189V188H198ZM204 189V190H205ZM211 189H209V191L211 190ZM216 189H214V190H216ZM223 189V188H222ZM238 189V188H237ZM254 189V188H253ZM43 190V189H42ZM50 191V189H47V190H45V193H46V191ZM53 190H54V188H53ZM53 190H52V192H53ZM74 190H76V189H74ZM78 190V189H77ZM82 190V189H81ZM81 190H79V192L81 191ZM95 190V189H94ZM97 190V189H96ZM99 190V189H98ZM97 190V193L95 194V196L96 195H99L98 194V191ZM144 190H142V188H141V191H144ZM162 190V189H161ZM165 189H163V191H164ZM167 190V189H166ZM178 190V189H177ZM219 190H221V189H219ZM225 189H223V191H224ZM233 190L234 189H232L231 190V192L232 193H234L233 192ZM236 190V189H235ZM234 190V191H235ZM88 191V190H87ZM86 191V192H87ZM104 191V190H103ZM107 191V190H106ZM105 191V192H106ZM122 191V190H121ZM133 191V190H132ZM146 191V190H145ZM154 191H156V189H153L152 191H150L149 190V192L151 193V192H153L154 193ZM158 191V190H157ZM163 191H162V193H163ZM182 191V190H181ZM197 191V190H196ZM206 191H207V189H206ZM244 191V190H243ZM246 191V190H245ZM91 192V191H90ZM111 193L113 192V191H110ZM126 192V193H127ZM131 192V191H130ZM160 192V191H159ZM166 192V195H167V193H169L168 191H165ZM176 192V191H175ZM218 192V191H217ZM238 192V191H237ZM242 192V191H241ZM253 193H252V195L254 194V192H256L255 191V189H254V191H252ZM259 192V191H258ZM37 193V192H36ZM38 193H41V192H38ZM44 193V192H43ZM48 193V192H47ZM57 193V196H56V199L59 201V203H60V207H61V209L65 212L66 210H71V211H74V212H72L73 213V215H74V213H76V212H80L81 213V215L82 216H80V217H83L84 216V213L86 212L85 211V209H86V207L85 208H83V203H82V199L80 198V196H79V194L76 192V191H73L72 192V196H71V198H72V200H70V195H71V193L69 192V191H65V189H58V191L56 192ZM83 193V192H82ZM89 193V192H88ZM93 193V192H92ZM104 193V192H103ZM107 193V192H106ZM136 193H138V192H136ZM156 193V192H155ZM172 193V192H171ZM177 193H180V190L177 192ZM182 193H184V192H182ZM213 193V192H212ZM211 193V194H212ZM223 194H224V192H222ZM225 193V194H226ZM240 193V192H239ZM246 193H247V191H246ZM260 193V192H259ZM3 194V193H2ZM51 194V193H50ZM114 194V193H113ZM121 193H119V195H120ZM128 194V193H127ZM159 194V193H158ZM154 195V196H152L151 194H150V198L151 199H153L154 201H159L160 199H162L163 197L165 198V196L163 195V197L162 196H160V195ZM170 194V193H169ZM181 194V193H180ZM179 194V195H180ZM225 194H224V198H225ZM229 195H230V192L228 193ZM245 194V193H244ZM250 194H251V192H250ZM263 194V193H262ZM38 195V194H37ZM43 195H45V194H43ZM117 195V194H116ZM130 195V194H129ZM172 195V194H171ZM170 195V196H171ZM176 193H174V197L177 199V197L176 196H178V194L176 195ZM189 195V194H188ZM203 195V194H202ZM210 195V192H209V194H208V196ZM227 195V194H226ZM232 195H234V194H232ZM251 195V196H252ZM258 195V194H257ZM256 195V196H257ZM261 195V194H260ZM31 196V197H30ZM34 196V195H33ZM52 196V195H51ZM87 197H88V195H86ZM91 196V195H90ZM113 196H115V195H113ZM137 196H139V195H137ZM146 196V195H145ZM145 196H143V197H145ZM169 196V198H171ZM185 196V195H184ZM190 196V195H189ZM207 196V198L206 197H204V198H206V199H208L209 197ZM222 196V195H221ZM242 196H244L243 194H242ZM38 197V196H37ZM40 197V196H39ZM46 197V196H45ZM86 197V198H87ZM96 197H98V196H96ZM95 197V198H96ZM100 197V196H99ZM118 197V196H117ZM122 197V196H121ZM129 197V196H128ZM127 197V198H128ZM140 197H142V195L140 194ZM140 197H138L139 199H140ZM146 197H149V196H146ZM145 197V198H146ZM174 197H172V199H170L169 201H171V200H173V198ZM180 197H181V195H180ZM179 197V198H180ZM210 197H213V196H210ZM217 197H219V196H217ZM216 197V198H217ZM226 197H228V195L226 196ZM232 197V196H231ZM234 197V196H233ZM232 197V198H233ZM240 197V196H239ZM246 197V196H245ZM255 197V196H254ZM259 197H261V196H259ZM41 198V197H40ZM90 198V197H89ZM101 198V197H100ZM99 198V199H100ZM103 198V197H102ZM101 198V199H102ZM109 198V197H108ZM112 198V197H111ZM116 198V197H115ZM123 198V197H122ZM124 198H125V196H124ZM123 198V199H124ZM137 198V197H136ZM144 198V199H145ZM168 198V199H169ZM186 198V197H185ZM248 198H249V196H248ZM255 198H257V197H255ZM264 198V197H263ZM42 199V198H41ZM48 199H50V196H48ZM47 199V200H48ZM53 199V198H52ZM55 199V200H56ZM91 199V198H90ZM101 199L98 201L97 199H96V202L97 203H100V202H102L101 201ZM104 199V198H103ZM112 199H114V198H112ZM130 199V198H129ZM134 199V198H133ZM167 199V198H166ZM191 199V198H190ZM205 199V200H206ZM218 199V198H217ZM216 199V200H217ZM235 199V198H234ZM246 198H243L242 200H245ZM259 199V198H258ZM39 200V199H38ZM43 200H45V198L43 199ZM42 200V201H43ZM51 200V199H50ZM84 200L85 201H87L85 198H84ZM135 200V199H134ZM138 200V199H137ZM179 200V199H178ZM181 200V199H180ZM180 200H179V202H180ZM186 200V199H185ZM189 200V199H188ZM208 200H210V198L208 199ZM212 200V199H211ZM219 200V199H218ZM217 200V201H218ZM224 200H226V198L224 199ZM253 200H254V198H253ZM264 200V199H263ZM33 201H35V199L33 200ZM41 201V202H42ZM89 201V200H88ZM92 201V200H91ZM114 201H117V200H115L114 199ZM121 201V200H120ZM119 201V202H120ZM136 201V200H135ZM139 201V200H138ZM146 201V200H145ZM152 201V200H151ZM164 201H167L168 202V200H164ZM207 201V200H206ZM206 201H204V206H206L205 205V202ZM217 201H214V202H217ZM236 201H237V199H236ZM246 201V200H245ZM247 201L248 202H252V201H249L248 199H247ZM256 201V200H255ZM261 201L262 200H260V203H261ZM111 202H113V200L111 201ZM118 202V201H117ZM125 202V201H124ZM137 202V201H136ZM140 202H141V200H140ZM143 202V204H144V200L142 201ZM166 202V203H167ZM176 202H178V201H176ZM184 202V201H183ZM231 201H229V203H230ZM233 202H234V200H233ZM39 203V202H38ZM50 203H52V202H50ZM87 203V202H86ZM89 203V204H88ZM87 203V205L90 207L91 205H90V201ZM104 203V202H103ZM122 205H123V203L122 202H120ZM126 203H129V201L128 202H126ZM138 203V202H137ZM160 203H161V201H160ZM169 203V202H168ZM171 203V202H170ZM187 203H189L188 201H187ZM186 203V204H187ZM220 203H222V202H220ZM223 203H224V201H223ZM222 203V204H223ZM232 203V202H231ZM241 203V202H240ZM242 203H243V201H242ZM253 203H254V201H253ZM36 204V203H35ZM101 204V203H100ZM106 204H109L108 203V200H107V202H106ZM116 204V203H115ZM125 204V203H124ZM148 204H149V201H148ZM157 204V203H156ZM164 204V203H163ZM171 204H175V203H171ZM177 204V203H176ZM180 204V203H179ZM209 204H211V202L209 203ZM249 204V203H248ZM14 205V204H13ZM93 205H94V203H93ZM97 206H98V204H96ZM111 205V204H110ZM118 205V204H117ZM116 205V206H117ZM126 206H127V204H125ZM132 205V204H131ZM140 205V204H139ZM141 205H142V203H141ZM147 205V204H146ZM151 205V204H150ZM158 205V204H157ZM178 205V204H177ZM176 205V206H177ZM184 205H185V203H184ZM189 206H190V204H188ZM230 205V204H229ZM233 205H235V203L234 204H232V205H230L231 206V208H233ZM240 205V204H239ZM37 206H40V205H38L37 204ZM115 206V205H114ZM113 206V207H114ZM124 206V205H123ZM169 205L167 204V207H168ZM173 206V205H172ZM176 206H175V208H173L174 210L176 209ZM182 206V205H181ZM180 206V207H181ZM207 206H208V201H207ZM216 206V205H215ZM215 206H213V207H215ZM225 206V205H224ZM240 206H242V204L240 205ZM250 206V205H249ZM254 205L252 204V207H253ZM256 206L258 207V204H256ZM43 207V206H42ZM88 207V208H89ZM110 206L108 205V208H109ZM118 207V206H117ZM136 207V206H135ZM144 207H146L145 209H147L148 210V208H147V206H144ZM144 207L142 208V209H144ZM158 207V206H157ZM180 207H178V209H179V211H180ZM184 207V206H183ZM212 207V208H213ZM238 207V206H237ZM261 207V206H260ZM259 207V208H260ZM7 208V207H6ZM36 208V207H35ZM90 208H92V207H90ZM94 208H95V206H94ZM104 208V207H103ZM107 208V207H106ZM107 208V209H108ZM120 208H121V206H120ZM123 208V207H122ZM128 208H129V205H128ZM132 208V207H131ZM141 208V207H140ZM152 208V207H151ZM159 208V207H158ZM157 208V209H158ZM162 208V207H161ZM160 208V209H161ZM166 208V207H165ZM172 208V207H171ZM170 208V209H171ZM186 208V207H185ZM205 208V207H204ZM207 208V207H206ZM224 208H226V207H224ZM224 208H222V209H220V210H222V212L224 211ZM230 208V207H229ZM228 208V209H229ZM230 208V209H231ZM234 208H236V207H234ZM242 208V207H241ZM244 208H246V207H244ZM262 208V207H261ZM39 209V208H38ZM38 209H37V211H38ZM49 209V208H48ZM98 210L100 209V208H97ZM106 209V210H107ZM113 209V208H112ZM117 210V208L116 207H114V209L112 210L115 214H116V210ZM126 209V208H125ZM145 209H144V211H145ZM150 209V208H149ZM159 209V211L161 212V210ZM167 209V208H166ZM166 209H164V210H166ZM169 209V208H168ZM167 209V210H168ZM169 209V210H170ZM173 209H171L172 211H173ZM177 209V210H178ZM208 209V208H207ZM210 209V208H209ZM256 209V208H255ZM9 210H10V208H9ZM88 210V209H87ZM90 210H93V209H90ZM101 210H104V209H101ZM108 210H110V209H108ZM115 210V211H114ZM119 210V209H118ZM117 210V211H118ZM129 210H131L130 208H129ZM129 210H128V212H129ZM137 210V209H136ZM140 210V209H139ZM152 210V209H151ZM151 210H148V211H151ZM156 210V209H155ZM166 210V211H167ZM183 211H184V208L182 209ZM186 210V209H185ZM190 209H187L186 211H189ZM219 210V211H220ZM234 210V209H233ZM253 210V209H252ZM46 211V210H45ZM48 211V210H47ZM123 211V210H122ZM127 211V210H126ZM138 211V210H137ZM148 211H146L147 213H148ZM152 211H154V209L152 210ZM166 211H164L165 213H166V215H167V212ZM212 210H210V212H211ZM214 211V210H213ZM251 211V210H250ZM258 209H257V213H258ZM43 212H44V210H43ZM42 212V213H43ZM90 212V211H89ZM88 212V213H89ZM97 212V211H96ZM99 212H100V210H99ZM103 212V211H102ZM102 212H100V213H102ZM107 212V211H106ZM103 213L102 215H101V219H103V218H105V220H107L108 221V224H110V227L114 230V231H121V230H126V232H128V235H130L129 233H131V234H134L135 232H137V230H136V228L134 227L138 222H139V224H141V222L139 221L140 219V217H138V222L134 225V223H135V221H134V218L136 217V213H134V217H133V220L130 218L129 219V221L128 220H126L127 222L126 223H124V222H122V223H120L121 222V220H120V222H118L119 221V219L117 218V217H115V215H113L112 213ZM121 211H119V213L118 214H121L120 213ZM146 212H145V214H146ZM157 212V211H156ZM156 212H154L155 214H156ZM159 212V213H160ZM182 212V211H181ZM181 212H179V213H181ZM201 212V211H200ZM204 212H206V210L204 211ZM209 212V211H208ZM242 212H243V210H242ZM80 213H79V215H80ZM123 213V212H122ZM125 213V212H124ZM130 213H131V211H130ZM132 213H133V209H132ZM138 213V212H137ZM144 212H143V210H142V214H143ZM153 212H152V214H154ZM162 213H163V211H162ZM165 213H164V215H165ZM169 213V212H168ZM173 213V212H172ZM178 213V212H177ZM176 213V214H177ZM184 213H185V211H184ZM207 213V212H206ZM214 213L215 212H213V214H211V216L212 215H214ZM217 213V212H216ZM215 213V214H216ZM219 213V212H218ZM217 213V214H218ZM224 213H225V211L223 212V217L225 216L224 215ZM234 213V212H233ZM253 213V212H252ZM259 213H260V211H259ZM1 214V213H0ZM8 214V213H7ZM47 215H44V220H46V223H47V225H48V228H46V229H48L50 232H52V230H54L55 231V229H57V227L59 228V227H67V220L64 218V217H61V218H59V219H53L52 218V214H51V212H49L48 211V213H46ZM92 214V212H90L88 215H91ZM118 214H116V216L118 215ZM126 214V213H125ZM129 214V213H128ZM216 214V215H217ZM222 214V213H221ZM227 214V213H226ZM248 214V213H247ZM255 214V213H254ZM39 215V214H38ZM67 215V214H66ZM87 215V216H88ZM99 214H97V216H98ZM132 215V214H131ZM130 215V216H131ZM139 215H141V214H139ZM149 216H150V214H148ZM148 215H146V216H148ZM164 215H162L163 216V218H165V217H167V216H165L164 217ZM170 215H172V214H170ZM178 215H181V214H178ZM185 215L186 214H184V217H185ZM188 216H189V212H188V214H187ZM204 215H206V214H204ZM220 215V214H219ZM237 215H238V213H237ZM242 215V214H241ZM259 215V214H258ZM35 216V215H34ZM41 216V215H40ZM75 216V215H74ZM86 216V218H84V220L85 219H87L88 217ZM124 216V215H123ZM127 216V215H126ZM143 215H141V217H142ZM175 216V215H174ZM177 216V215H176ZM192 216H193V214H192ZM203 216V215H202ZM209 216V215H208ZM207 216V217H208ZM210 216V217H211ZM233 216H234V214H233ZM233 216H231V217H233ZM257 216V215H256ZM264 216V215H263ZM5 217V218H6ZM37 217V216H36ZM70 217H71V214H70ZM76 217V216H75ZM93 217V216H92ZM91 216H90V218H92ZM103 217V218H102ZM118 217H121V216H118ZM181 217V216H180ZM183 217V218H184ZM190 217V216H189ZM204 217V216H203ZM206 217V216H205ZM206 217V218H207ZM213 217V216H212ZM215 217V216H214ZM227 217V216H226ZM230 217V216H229ZM228 217V219H230ZM4 218V217H3ZM77 218V217H76ZM75 218V219H76ZM89 218V219H90ZM95 218H96V215H95ZM98 218V217H97ZM125 218V217H124ZM129 218V217H128ZM127 217L125 218V219H128ZM146 218V217H145ZM145 218H144V216H143V220L145 221ZM149 218V217H148ZM151 218V217H150ZM169 218V217H168ZM172 218H174V217H172ZM171 218V219H172ZM191 218H193V217H191ZM198 218V217H197ZM202 218V217H201ZM218 218V215L216 216V218H214V219H217ZM253 218V217H252ZM68 219V218H67ZM73 219H74V217H73ZM167 219V218H166ZM178 219V218H177ZM195 219V218H194ZM194 219H192V222H193V220ZM204 219V218H203ZM208 219H209V221H211V220H213V219H211L210 220V218H207V221H208ZM235 219H236V217H235ZM255 219V218H254ZM97 220V219H96ZM104 220V219H103ZM103 221L105 224H107V222L106 221ZM124 220V219H123ZM150 220V219H149ZM169 220V219H168ZM174 220H176V218L174 219ZM184 219H182L181 221H183ZM222 220V219H221ZM2 221V220H1ZM93 221H95V220H93ZM101 221V220H100ZM148 221V220H147ZM147 221H145L144 223H147ZM180 221V222H181ZM184 221H189V220H184ZM195 221V220H194ZM199 221H201L200 219H199ZM208 221V222H209ZM218 221H220L219 220V218H218V220L216 221V222H218ZM237 221V220H236ZM242 221V220H241ZM41 222V221H40ZM88 222V221H87ZM90 222V221H89ZM88 222V223H89ZM164 222H167V221H164ZM163 222V223H164ZM202 222V221H201ZM205 222V221H204ZM214 221H212V223H213ZM224 222V221H223ZM238 222H239V219H238ZM69 223H70V221H69ZM79 223V222H78ZM85 223V222H84ZM92 223L93 222H91V225H92ZM95 223V222H94ZM100 223V222H99ZM151 223V222H150ZM190 223V222H189ZM196 223V222H195ZM195 223L193 224V225H195ZM210 223V222H209ZM219 223V222H218ZM41 224V223H40ZM97 224H98V222H97ZM107 224V226L109 227V225ZM138 224V226H140ZM153 224V223H152ZM191 224V223H190ZM204 224V223H203ZM211 224V223H210ZM208 225V227L209 226H211V225ZM213 224H215V223H213ZM231 224H233V223H231ZM239 224H240V222H239ZM42 225V224H41ZM80 225V224H79ZM83 225V224H82ZM90 224H88V226H89ZM89 226V227H93L94 226V224L92 225V226ZM99 225V224H98ZM98 225H96L95 224V229H96V233H94L95 235L97 234V235H99V237L101 236V235H103L104 234V232L106 233V232H108V230H106V231H104V228H102L101 226H99L98 227ZM148 225V224H147ZM177 225H178V223H177ZM180 225V224H179ZM178 225V226H179ZM182 225H184V224H182ZM189 225V224H188ZM206 225H207V223H206ZM226 225H227V223H226ZM230 225V224H229ZM78 226V225H77ZM137 226V227H138ZM154 226V225H153ZM191 226V225H190ZM204 226V225H203ZM79 227H81V226H79ZM143 227V226H142ZM144 227H146L147 228V226L145 225ZM142 228V229H144L145 230V228ZM160 227V226H159ZM169 227H175L174 225H169ZM177 227V226H176ZM182 226L180 225V228H181ZM189 227V226H188ZM199 227H200V225H198V230H199ZM227 227H228V225H227ZM235 227V226H234ZM44 228V227H43ZM76 228V227H75ZM74 228V229H75ZM107 228V227H106ZM149 228V227H148ZM148 228L146 229V230H148ZM185 228H187V227H185ZM184 228V229H185ZM193 228H195V227H193ZM202 228H206L205 226L204 227H202ZM210 228V227H209ZM212 228H213V225H212ZM217 228V227H216ZM60 229V228H59ZM69 229H70V227H69ZM81 229V228H80ZM107 229H110V228H107ZM150 229H151V226H150ZM156 229H158V228H156ZM162 229V228H161ZM170 230H171V228H169ZM178 229V228H177ZM187 229H189V228H187ZM192 229V228H191ZM214 229V228H213ZM226 229V228H225ZM227 229H229V228H227ZM233 229V228H232ZM58 230V229H57ZM83 230H85V229H83ZM91 230L93 231V228H91ZM144 230H142V231H144ZM154 230V229H153ZM159 230V229H158ZM173 230L174 229H172V231H168V230H164L163 232H173ZM190 230V229H189ZM230 230H231V226H230ZM59 231H61V230H59ZM76 231H77V229H76ZM141 231V230H140ZM149 231V230H148ZM175 231V230H174ZM177 231V230H176ZM180 231H182V230H180ZM200 231V230H199ZM198 231V232H199ZM204 231H205V229H204ZM40 233H41V231H39ZM38 232V233H39ZM70 232H71V230H70ZM88 232V231H87ZM95 232V231H94ZM110 232V231H109ZM108 232V233H109ZM150 232V231H149ZM154 232H156L155 230H154ZM185 232V231H184ZM187 232V231H186ZM196 232V231H195ZM202 232V231H201ZM208 232V231H207ZM75 233V232H74ZM79 233V232H78ZM90 233V232H89ZM89 233H88V235H89ZM137 233H140L139 231L137 232ZM143 234L142 235H144V232H142ZM217 233V232H216ZM77 234V233H76ZM93 234V235H94ZM146 234H149V233H146ZM145 234V235H146ZM160 234H162L161 232H160ZM177 234V233H176ZM196 234V233H195ZM219 234V233H218ZM39 235V234H38ZM81 235V234H80ZM94 235V236H95ZM110 235V234H109ZM112 235L114 236L115 234L114 233H112ZM128 235H126V236H128ZM152 235H154V234H152ZM151 235V236H152ZM156 235V234H155ZM180 235V234H179ZM183 235V234H182ZM198 235V234H197ZM204 235V234H203ZM214 235V234H213ZM212 235V236H213ZM220 235V234H219ZM1 236V237H2ZM70 236H71V238L74 236V234H73V236H72V234H70ZM77 236V235H76ZM79 236V235H78ZM77 236V237H78ZM103 236H105V234L103 235ZM107 236V235H106ZM118 236V235H117ZM120 236V235H119ZM124 236V235H123ZM147 236V235H146ZM149 236V235H148ZM174 236V235H173ZM184 236V235H183ZM201 236H202V234H201ZM98 237V238H99ZM134 237V236H133ZM144 237V236H143ZM154 237V236H153ZM160 237V236H159ZM164 237H166V235L164 236ZM197 237V236H196ZM200 237V236H199ZM218 236H216V238H217ZM221 237V236H220ZM79 238H80V236H79ZM102 238V237H101ZM104 238V237H103ZM103 238H102V240H103ZM137 238H138V236H137ZM136 238V240H138L139 241V239H137ZM146 239H147V237H145ZM185 238H187V237H185ZM198 238V237H197ZM75 239V238H74ZM74 239H73V241H74ZM76 239H78V238H76ZM109 239V238H108ZM122 239V238H121ZM120 239V240H121ZM151 239V238H150ZM153 239V238H152ZM151 239V240H152ZM164 239V238H163ZM163 239H161V240H163ZM169 239V238H168ZM171 239H173V237L171 238ZM169 240V241H172V240ZM177 239H179V236H178V238ZM182 239V238H181ZM181 239H179L180 241H181ZM189 239V238H188ZM211 239V238H210ZM218 239V238H217ZM19 240V241H18ZM105 240V239H104ZM115 240H118V239H115ZM125 240H127V239H125ZM128 240H131V242L130 243H132V239L130 238V239H128ZM133 240H135V239H133ZM142 240V239H141ZM153 240H156V239H153ZM159 240H160V238H159ZM166 240H167V238H166ZM185 240V239H184ZM209 240V239H208ZM77 240H75V242H76ZM168 241V240H167ZM174 241H175V237H174ZM183 241V240H182ZM185 241H188L187 239L185 240ZM193 241V240H192ZM191 241V242H192ZM80 242H81V240H80ZM121 242V241H120ZM141 242V241H140ZM143 242V241H142ZM156 242V241H155ZM166 242V241H165ZM189 242V241H188ZM187 242V243H188ZM202 242V241H201ZM78 241H77V245H78ZM136 244H137V242H135ZM158 243V242H157ZM160 243V242H159ZM171 243V242H170ZM179 243V242H178ZM181 243V242H180ZM132 244H134V243H132ZM132 244H130L131 246H132ZM139 244V243H138ZM137 244V245H138ZM141 244V243H140ZM139 244V245H140ZM145 244H147V246H148V243H146L145 242ZM175 244V243H174ZM207 244V243H206ZM234 244V243H233ZM232 244V245H233ZM82 245V244H81ZM121 245V244H120ZM122 245H125V242H124V244H122ZM130 245H128V247L130 246ZM142 245V244H141ZM163 245H165V244H163ZM168 245H170L169 243H168ZM181 245H183V243L181 244ZM181 245L179 246L180 248H181ZM17 246H19V245H17ZM83 246V245H82ZM126 246V245H125ZM149 246H154V248H155V245L153 244V245H149ZM160 246V245H159ZM175 246V245H174ZM191 246V245H190ZM203 246V245H202ZM123 247V246H122ZM127 247V246H126ZM136 248V245L135 246H132V248ZM138 247V246H137ZM140 247V246H139ZM158 247V246H157ZM162 247V246H161ZM166 247V246H165ZM167 247H169V246H167ZM171 247V246H170ZM173 247V246H172ZM176 247V246H175ZM184 247V246H183ZM182 247V248H183ZM201 247V246H200ZM12 248V247H11ZM76 248H78L79 249V246L77 247L76 246ZM84 248V247H83ZM86 248V247H85ZM189 248V247H188ZM191 248V247H190ZM209 248V247H208ZM24 249V250H25ZM80 249H81V251L83 252V249L80 247ZM128 249V248H127ZM142 249H144V248H142ZM147 249V248H146ZM149 249V248H148ZM147 249V250H148ZM167 249H169V248H167ZM166 249V250H167ZM172 249H174V248H172ZM177 249H178V245H177ZM185 249V248H184ZM183 249V250H184ZM207 249V248H206ZM124 250V249H123ZM134 249H132L131 251V253H134V251H133ZM137 250V249H136ZM138 250H139V248H138ZM137 250V251H138ZM146 250V251H147ZM159 250V249H158ZM162 250V249H161ZM165 249H164V251L163 252H165L166 251ZM170 250V249H169ZM176 250V249H175ZM192 250H194V249H192ZM191 250V251H192ZM209 250V249H208ZM240 250V249H239ZM13 251V250H12ZM15 251H17V250H15ZM19 251V250H18ZM16 252V253H19V252ZM69 252H70V250H68ZM80 251V250H79ZM141 251V250H140ZM142 251H144V250H142ZM149 251V250H148ZM155 251V250H154ZM168 251V250H167ZM202 251V250H201ZM23 252H25V251H23ZM152 252V251H151ZM159 252V251H158ZM162 252V253H163ZM176 252H177V250H176ZM180 252V251H179ZM190 252V251H189ZM213 252V251H212ZM248 252V251H247ZM21 253V252H20ZM122 253V252H121ZM138 253V252H137ZM157 252H155V254H156ZM170 252L168 251V254H169ZM172 256H170V261L172 260V258H173V260H175L174 258H178V259H176L177 260V262L178 261H180V264H182V262H183V264H184V262L187 260L186 259V257H185V261L184 260H182V253L183 252H181V253H179L180 254V256H181V260H182V262H181V260L179 259V255H177V256H179V257H177L176 255H174V253L175 252H173V250H172ZM170 253V254H171ZM184 253H185V251H184ZM199 253V252H198ZM25 254V253H24ZM23 254V255H24ZM70 254H72V253H70ZM80 254H82V253H80ZM80 254H78V256L80 255ZM134 254H136V251H135V253ZM133 254V255H134ZM141 254V253H140ZM158 254H160L161 255V253H158ZM157 254V255H158ZM168 254H167V256H168ZM182 254V255H181ZM194 254V253H193ZM199 254H201V252L199 253ZM208 254V253H207ZM212 254V253H211ZM26 255V254H25ZM67 255H69V254H67ZM129 255H130V252H129ZM144 255V254H143ZM153 255V254H152ZM152 255H150V257H152L153 258V256ZM156 255V256H157ZM163 255V254H162ZM166 255V254H165ZM174 255V256H173ZM188 255V254H187ZM186 255V256H187ZM196 256H197V254H195ZM220 255V254H219ZM218 255V256H219ZM136 256H138V255H136ZM142 256V255H141ZM147 255H145V257H146ZM149 256V255H148ZM159 256V255H158ZM167 256H165V258L167 257ZM191 256V255H190ZM190 256H188V259L190 260ZM199 256V255H198ZM207 256H209V255H207ZM125 257H127V255H125L124 257H123V259L122 260H124L125 259ZM172 257V258H171ZM184 257V256H183ZM194 257V256H193ZM211 257H213V255L211 256ZM221 257V256H220ZM132 258V257H131ZM131 258H130V260H131ZM138 258V257H137ZM169 258V257H168ZM195 259H196V257H194ZM193 258V259H194ZM199 258H200V256H199ZM78 259H79V257H78ZM150 259V258H149ZM156 259H158V258H156ZM161 259H163L164 260V257H162ZM192 259V258H191ZM212 259V258H211ZM217 259V258H216ZM219 259V258H218ZM24 260V259H23ZM22 260V261H23ZM120 260V259H119ZM118 259H117V261H119ZM133 260V259H132ZM131 260V261H132ZM142 260H145V258L143 259V257H141V264H142ZM162 260V261H163ZM176 260H175V263H177L176 262ZM213 261H217V260H214V259H212ZM100 261V260H99ZM130 261V263H133V261L131 262ZM220 261V260H219ZM101 262V261H100ZM99 262V264H101V263H103V262H101L100 263ZM112 262V261H111ZM139 262V261H138ZM138 262H136V264H138ZM143 262H145V261H143ZM164 262H165V260H164ZM174 262V261H173ZM195 262H197V261H195ZM82 263H83V261H82ZM146 263H148V264H150L149 263V260H147L146 261ZM156 263H158V262H156ZM169 262H166V264H168ZM186 263V262H185ZM190 263V262H189ZM191 263H192V260H191ZM201 263V262H200ZM233 263V262H232ZM72 264H74V262H72ZM110 264V263H109ZM122 264V263H121ZM126 264V263H125ZM143 264H145V263H143ZM178 264H179V262H178ZM187 264V263H186Z\"/></svg>",
  "mask_w": 264,
  "mask_h": 264
},
{
  "label": "trees",
  "instance_id": "16d2710c",
  "mask_svg": "<svg viewBox=\"0 0 264 264\" xmlns=\"http://www.w3.org/2000/svg\"><path fill=\"white\" fill-rule=\"evenodd\" d=\"M144 5H145V0H140V3L138 4V8H142V7H144ZM27 25H30V24H27Z\"/></svg>",
  "mask_w": 264,
  "mask_h": 264
},
{
  "label": "built area",
  "instance_id": "2783aa9c",
  "mask_svg": "<svg viewBox=\"0 0 264 264\" xmlns=\"http://www.w3.org/2000/svg\"><path fill=\"white\" fill-rule=\"evenodd\" d=\"M137 6H136V11L139 12L142 8H138Z\"/></svg>",
  "mask_w": 264,
  "mask_h": 264
}]
</instances>
